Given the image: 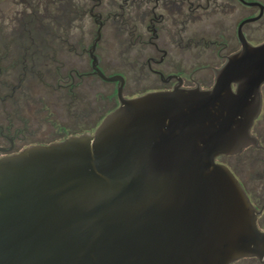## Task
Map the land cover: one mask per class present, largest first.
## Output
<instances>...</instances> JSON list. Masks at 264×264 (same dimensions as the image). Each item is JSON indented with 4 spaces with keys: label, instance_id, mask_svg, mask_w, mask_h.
Here are the masks:
<instances>
[{
    "label": "water",
    "instance_id": "95a60500",
    "mask_svg": "<svg viewBox=\"0 0 264 264\" xmlns=\"http://www.w3.org/2000/svg\"><path fill=\"white\" fill-rule=\"evenodd\" d=\"M264 42L210 89L149 92L93 133L0 158V264H230L264 234L230 169L261 107ZM236 85V88H234Z\"/></svg>",
    "mask_w": 264,
    "mask_h": 264
},
{
    "label": "flooded vegetation",
    "instance_id": "af4514ba",
    "mask_svg": "<svg viewBox=\"0 0 264 264\" xmlns=\"http://www.w3.org/2000/svg\"><path fill=\"white\" fill-rule=\"evenodd\" d=\"M257 30L264 0H0V158L93 133L121 99L210 89L244 40L264 42ZM260 94L249 143L215 160L264 234V82Z\"/></svg>",
    "mask_w": 264,
    "mask_h": 264
},
{
    "label": "rangeland",
    "instance_id": "374dc122",
    "mask_svg": "<svg viewBox=\"0 0 264 264\" xmlns=\"http://www.w3.org/2000/svg\"><path fill=\"white\" fill-rule=\"evenodd\" d=\"M251 40L253 43H258L262 40H264V31H255V33L251 34Z\"/></svg>",
    "mask_w": 264,
    "mask_h": 264
}]
</instances>
